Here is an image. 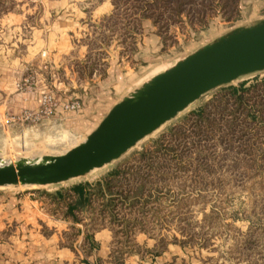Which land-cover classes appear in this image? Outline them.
Returning <instances> with one entry per match:
<instances>
[{"label": "rangeland", "instance_id": "obj_1", "mask_svg": "<svg viewBox=\"0 0 264 264\" xmlns=\"http://www.w3.org/2000/svg\"><path fill=\"white\" fill-rule=\"evenodd\" d=\"M62 1L0 0L1 98L3 83L18 72L12 62L35 56L29 54V46L36 44L34 31L42 29L46 42L49 30L42 18ZM71 1L82 2L85 22L69 32L67 50L47 47L43 58L58 66L48 70L53 85L44 93L55 98L53 90H58L73 100L82 98L85 111L0 123V157L5 162L66 152L144 81L232 29L264 18V0H195L180 16L165 10L159 23L144 17L137 9L141 3L134 0H116V7L113 0ZM101 3L103 10L93 16L91 11ZM26 78L34 84L29 73L18 84L20 90L27 89L21 87ZM242 84L247 89L242 97L229 94L228 86ZM234 100L264 107V70L206 92L122 156L84 176L43 186H3L0 192L33 193L49 200L52 213L69 222L60 243L73 250L78 236L85 252L87 238L101 229L109 231L114 263L131 257L135 264H147L152 256H164L166 264H264V117L247 121L241 112L245 109ZM207 103L211 125L198 130L193 112ZM159 139L165 146L163 157L155 144ZM172 147L176 157L167 154ZM115 170L122 173L118 180L109 176ZM106 180L117 193L114 208L105 206L106 199L94 187L90 203L73 217L67 213L72 186ZM130 190L138 201L121 199L119 193ZM56 192H64L65 199L54 202L50 195Z\"/></svg>", "mask_w": 264, "mask_h": 264}, {"label": "water", "instance_id": "obj_2", "mask_svg": "<svg viewBox=\"0 0 264 264\" xmlns=\"http://www.w3.org/2000/svg\"><path fill=\"white\" fill-rule=\"evenodd\" d=\"M263 70L264 18L232 29L144 81L66 152L0 158V186H43L84 176L122 156L206 92Z\"/></svg>", "mask_w": 264, "mask_h": 264}, {"label": "crops", "instance_id": "obj_3", "mask_svg": "<svg viewBox=\"0 0 264 264\" xmlns=\"http://www.w3.org/2000/svg\"><path fill=\"white\" fill-rule=\"evenodd\" d=\"M103 4L94 7L91 11L93 16L103 10ZM45 12L42 19L49 30L46 42L40 36L43 30H35L36 44L29 46V54L35 56L30 59L26 57L27 60L22 63L15 59L12 63L16 65L18 72L16 76L9 77V80L3 83L2 88L6 89V92L4 91V98L0 96V110L10 115L19 114L25 109L31 111L39 109L43 93L53 85L48 70L58 66L55 62H50L51 59L43 58L49 54L47 47L54 46L62 52L67 50L71 36L69 32L73 33V30L79 29L85 22L86 14L80 1L63 0L60 6ZM29 73L34 75V84L26 90H20L18 84ZM53 92L57 102L56 114L84 113V99L78 98L80 104L78 110L64 111V104L74 98L63 96L58 90ZM54 195L55 193L50 197L54 198L52 199L54 202H58ZM42 199L43 197H34L33 193L0 192V264H118L112 262L113 255L108 247L109 231L105 229L95 232L86 239L85 252L80 250L81 246L78 244L80 236L74 250L62 245L59 236L62 230L67 229L64 225L69 222L52 213L49 200ZM167 260L164 256H152L147 264H166ZM122 264L135 262L129 257L123 259Z\"/></svg>", "mask_w": 264, "mask_h": 264}, {"label": "trees", "instance_id": "obj_4", "mask_svg": "<svg viewBox=\"0 0 264 264\" xmlns=\"http://www.w3.org/2000/svg\"><path fill=\"white\" fill-rule=\"evenodd\" d=\"M135 1L141 3V8L139 6V8L137 9H140V10L142 9L144 12L143 13L144 17L151 18L154 23H159L160 20L164 19L163 16L168 10L173 12L174 16H180L181 14L186 12L188 6L192 5L195 2V0H134V2ZM113 5L116 7L117 5L116 0H113ZM161 9L162 11L160 12L159 10ZM165 10L166 12H164ZM246 90L247 89H244L243 84L239 85V87L228 86L229 94L235 97H242V92ZM234 101L236 102L238 107L245 109V111H241V112L246 117L247 121L255 122L260 117H264V107L263 106L257 105L256 107L258 108H256L253 105H247L246 103L247 100H234ZM207 105L208 103L205 104L204 106H201L200 108H198L197 110L193 112V115L196 118L195 122H197L195 126H196V129L198 130H202L204 127L207 128L208 126L211 125V122H210L211 117H209L210 111H208L206 107ZM155 144L157 146V150H159L158 153H160V151L162 152L163 151L162 147H165V146L160 142V139L156 140ZM167 149H168L167 154L170 153L171 155H174L172 157L177 156L175 155L176 148L172 147V148H167ZM146 154H147V151L142 152L141 156L143 157ZM160 155L163 157V154L160 153ZM153 158H154V155L151 156V158L149 157V160L146 159L148 160L147 165L149 168L152 167L151 163L154 161ZM121 174H122L121 171L115 170L109 176L111 178H115V180H118V178L120 179V177L122 176ZM110 181L106 180V183H103V184L101 182H97L94 185L86 184V183L85 184L79 183V184L72 186L70 190L68 191V193L70 194H68L67 196L69 202H65L67 213L73 217V215L75 214L77 210L81 209L86 204L90 203L92 190H94V187H96V192L99 194V196L102 199L103 198L106 199L105 206H110L111 208H114V206L116 205L115 204L116 202H115V198L113 195H117V193L114 194L113 192H111L110 189L112 185ZM134 191L135 190H132L131 193L126 194V195H122V193H119V196L123 200L128 199V198H133L132 202L133 201L136 202L138 201L139 196L135 194ZM136 193H137V190H136ZM107 195H109V197H107ZM54 196L57 197V200L63 201L65 199L66 194H64V192H56Z\"/></svg>", "mask_w": 264, "mask_h": 264}, {"label": "built area", "instance_id": "obj_5", "mask_svg": "<svg viewBox=\"0 0 264 264\" xmlns=\"http://www.w3.org/2000/svg\"><path fill=\"white\" fill-rule=\"evenodd\" d=\"M29 80L26 78L24 82H22L21 87L29 88L30 84H28ZM57 106V102L55 98L48 93H43L41 98V104L38 110L31 111V110H22L17 115H9L5 113H0V123L5 122L6 124L15 121H37L43 117H49L55 114V108ZM80 104L77 100H72L64 104L63 108L66 111H73L78 110Z\"/></svg>", "mask_w": 264, "mask_h": 264}, {"label": "bare ground", "instance_id": "obj_6", "mask_svg": "<svg viewBox=\"0 0 264 264\" xmlns=\"http://www.w3.org/2000/svg\"><path fill=\"white\" fill-rule=\"evenodd\" d=\"M41 157V156H40ZM1 158V157H0ZM27 158H30V157H27ZM32 185H34V184H32ZM7 186H9V185H7ZM0 187H3V186H0Z\"/></svg>", "mask_w": 264, "mask_h": 264}]
</instances>
